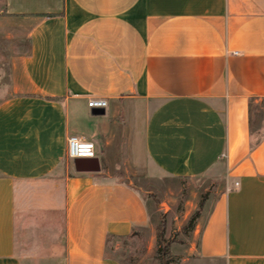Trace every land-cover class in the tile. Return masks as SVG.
I'll use <instances>...</instances> for the list:
<instances>
[{
    "label": "crops",
    "instance_id": "1",
    "mask_svg": "<svg viewBox=\"0 0 264 264\" xmlns=\"http://www.w3.org/2000/svg\"><path fill=\"white\" fill-rule=\"evenodd\" d=\"M0 14L28 27L0 102V264H122L111 239L149 229L151 212L110 174L121 153L223 184L193 231L199 259L264 264V0H4ZM72 136L99 172L75 171Z\"/></svg>",
    "mask_w": 264,
    "mask_h": 264
},
{
    "label": "rangeland",
    "instance_id": "2",
    "mask_svg": "<svg viewBox=\"0 0 264 264\" xmlns=\"http://www.w3.org/2000/svg\"><path fill=\"white\" fill-rule=\"evenodd\" d=\"M3 1L0 0V11ZM27 32L28 27L22 21L5 18L0 14V102L13 95L11 85L20 73L21 57L28 50ZM254 108L257 110L256 123L259 126L263 120L264 102ZM104 167L110 169L106 163ZM109 172L119 181L136 188L149 201L151 212L149 229L127 238L111 239L108 245L109 257L122 264H159L156 236L157 229L164 226L165 239L170 245L173 259L171 264H211L199 259L194 248V232H189L186 226L201 203L202 214L205 204L223 190V184L207 179L183 180L160 172L137 171L128 165L123 153L117 154L115 166ZM21 236V239L18 238V253L30 252L32 234L25 229Z\"/></svg>",
    "mask_w": 264,
    "mask_h": 264
},
{
    "label": "built area",
    "instance_id": "3",
    "mask_svg": "<svg viewBox=\"0 0 264 264\" xmlns=\"http://www.w3.org/2000/svg\"><path fill=\"white\" fill-rule=\"evenodd\" d=\"M88 106L90 108L104 110L107 108L108 102L104 99L91 100ZM68 156L71 160L78 158H95V146L91 142L72 136L68 140Z\"/></svg>",
    "mask_w": 264,
    "mask_h": 264
},
{
    "label": "trees",
    "instance_id": "4",
    "mask_svg": "<svg viewBox=\"0 0 264 264\" xmlns=\"http://www.w3.org/2000/svg\"><path fill=\"white\" fill-rule=\"evenodd\" d=\"M202 208H203V203L200 204L199 210L195 212L189 219L187 226H186L189 232L194 231L197 220L199 219L201 215ZM165 235H166V228L164 226L159 227L157 229V236H156L157 244H158L157 254H158L159 264H171L173 262V259L171 258V253H170V245L168 241H166Z\"/></svg>",
    "mask_w": 264,
    "mask_h": 264
},
{
    "label": "water",
    "instance_id": "5",
    "mask_svg": "<svg viewBox=\"0 0 264 264\" xmlns=\"http://www.w3.org/2000/svg\"><path fill=\"white\" fill-rule=\"evenodd\" d=\"M75 171L78 173H95L101 170L97 158H78L73 160Z\"/></svg>",
    "mask_w": 264,
    "mask_h": 264
}]
</instances>
